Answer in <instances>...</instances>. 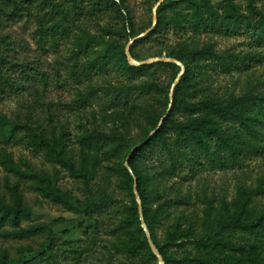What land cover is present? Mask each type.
I'll return each mask as SVG.
<instances>
[{
    "label": "trees",
    "instance_id": "16d2710c",
    "mask_svg": "<svg viewBox=\"0 0 264 264\" xmlns=\"http://www.w3.org/2000/svg\"><path fill=\"white\" fill-rule=\"evenodd\" d=\"M0 1L11 6L9 12H4L11 20L23 16L35 19L41 46L47 40L52 47L61 40H71L68 75H81L85 80L97 75L123 77L125 84L107 91L124 109L117 113L119 118L125 122L129 119L139 126L140 132L145 129L138 145L126 131L127 122L122 123L121 130L93 132L81 137L76 159L63 135L56 136L52 132L48 137L41 129L27 130L26 148L43 154L82 184L83 200L80 201L63 192L50 178L21 171L1 149L0 162L6 171L28 182L29 189L41 198L78 213L89 222L114 200L107 189L93 192L90 188L102 162L111 163L105 171L116 177V187L125 197L121 217L112 231L116 240L111 245V253L126 264H158L141 228L133 194L134 180L142 219L163 264H264V251L259 250L264 242V205L258 208L254 203L259 195L257 191L240 187L233 213L218 221L214 234L204 237L196 234V220L177 211L188 202L172 199L164 188V182L174 178L192 182L207 168L240 169L251 156L264 153V92L230 97L226 103L216 98H198L202 85L209 81L207 68L226 73L238 70L241 62L244 64L241 55L229 50L214 51L212 45L199 48L194 41H187L203 33L233 36L248 30L254 41L264 46V12L257 9L255 0H245L244 9L241 0H167L156 10L155 26L138 39L151 26L137 33L127 0ZM143 2L151 12L158 0ZM104 19L112 20L114 28L97 23ZM90 21L96 22L98 34L88 31ZM171 35L184 38L167 54L183 66L182 75L180 66L173 63L135 66L128 61L125 55L128 38L136 39L129 49L131 58L141 62L134 51L138 45L153 44L159 48ZM97 38L106 41L102 51L92 44ZM12 67V63L0 55V98L13 86L8 72ZM161 71L171 75L166 91L153 77ZM177 78L170 103L168 96ZM92 93V87H88L85 94L79 95V101L85 103ZM132 93L151 99L145 105H138L131 100ZM164 116L161 127L150 136ZM5 125L6 121L0 117V128ZM15 129L10 127L7 133L0 132V136L7 141L15 139ZM123 158L131 173L118 163ZM19 181L6 184L8 202L0 196V228H11L2 231L4 236L15 240L44 236L48 247L53 246L52 232L46 225L21 227L22 222L31 219L32 213L24 203ZM68 252L73 255L74 264H79L81 252L76 249ZM38 256L39 262L58 264V253L51 249L38 251ZM21 262L10 259L4 251L0 253V264Z\"/></svg>",
    "mask_w": 264,
    "mask_h": 264
},
{
    "label": "rangeland",
    "instance_id": "374dc122",
    "mask_svg": "<svg viewBox=\"0 0 264 264\" xmlns=\"http://www.w3.org/2000/svg\"><path fill=\"white\" fill-rule=\"evenodd\" d=\"M127 3L134 17L137 33L152 27V11H148L143 0H127ZM244 3L245 0H241L242 9ZM254 3L257 9L264 12V0H255ZM0 8V55L13 65L8 71L13 86L0 98V117L6 121L0 132L7 133L10 127H16L15 139L7 141L0 136V150H5L21 171L50 178L63 192L70 193L76 200H83L82 184L72 179L67 171L43 154L26 148L24 137L29 128L41 129L48 137L52 132L56 136L63 135L68 148L74 150L75 159L78 158V141L81 137L93 132L109 133L115 129L121 130L125 121L117 113L124 109L114 102L113 94L107 89L125 84L126 80L119 75H97L88 80L81 75H68L71 64L69 57L73 47L71 40H61L56 47H52L47 40L41 46L38 43L34 18L23 16L14 21L4 14L11 10L10 5L0 1ZM95 23L90 21L87 24L92 35L98 34ZM97 23L108 24L114 28L110 19ZM132 40L128 38V43ZM183 40L184 38L171 35L159 48L153 44L142 43L134 51L142 61L168 58V51H172ZM187 41H194L199 48L212 45L217 52L229 50L240 54L244 61L238 70L228 73L208 67L206 73L209 81L202 85L198 98H216L219 102L226 103L230 97L264 92V46L254 41L250 31L241 30L233 36L203 33L188 38ZM92 44L99 51L106 47V41L101 38L92 41ZM158 54L161 57H154ZM180 68L183 71L181 64ZM153 77L164 91L170 87L171 75L168 72L161 71ZM88 87H92L93 93L85 103H81L79 95L85 94ZM163 97L164 93L161 94V98ZM130 98L138 105H145L151 99L137 93L130 94ZM126 122V131L133 143L138 145L145 129L140 132L139 126L129 122V119ZM125 162L123 158L118 163L124 166ZM111 165L102 162L90 188L93 192L107 189L114 200L93 221L85 222L80 214L69 212L32 192L28 182L6 171L0 162V196L8 202L6 184L13 185L20 180V192L32 213L31 219L22 222L21 227L43 224L49 227L53 236V246L48 247L44 236L9 239L2 231H9L11 228H0V253L4 251L10 259L22 260L21 264H35V261L37 264H45L39 262L38 251L51 249L58 253V264H74L73 255L68 251L76 249L81 252L79 264H126L123 259L111 253V245L116 240L112 231L118 224L121 206L125 201V197L116 187V177L105 171ZM164 185L169 197L188 202L187 205L178 207L177 211L196 220V234L204 237L212 235L217 231L218 221L233 213L234 201L240 187L257 191L259 195L254 198V203L258 208L264 205V153L251 156L240 169L207 168L198 173L192 182L184 183L174 178L164 182ZM259 250L264 251V242ZM63 251L67 252L64 254Z\"/></svg>",
    "mask_w": 264,
    "mask_h": 264
},
{
    "label": "water",
    "instance_id": "95a60500",
    "mask_svg": "<svg viewBox=\"0 0 264 264\" xmlns=\"http://www.w3.org/2000/svg\"><path fill=\"white\" fill-rule=\"evenodd\" d=\"M164 1H165V0H158V2L155 4V6H154L153 9H152V27H151L150 29H148L147 31H145V32H144L143 34H141L140 36H138L136 39L143 37L145 34H147V33H148V32H149V31L155 26V24H156V10H157V8L159 7V5H160L162 2H164ZM136 39H133L132 41H130V42L127 44L126 48H125V55H126L128 61H129L131 64H133V65H135V66H138V65L152 64V63H156V62H167V63H173V64H175V65H177V66H180V63H179V62H177L176 60L171 59V58H153V59H149V60H145V61H141V62H136V61H134V60L131 58L130 53H129V45H130L131 43H133V41L136 40ZM182 73H183V71H181L180 75H182ZM177 82H178V78L174 81V83H173V85H172V88H171V91H170V94H169V100H170V103H171V100H172V92H173V88H174V86L177 84ZM169 107H170V105H169ZM165 116H166V115H165ZM165 116L160 120L157 129L154 130V131L150 134V136H152L153 134H155L156 131L161 127L162 122H163V119L165 118ZM124 167L129 171V173H131V170H130V168H129V166H128L127 161L125 162ZM133 194H134V196H135V200H136V203H137V208H138V212H139V216H140V224H141V228L143 229V231H144L145 234H146V238H147V241H148V245H149V247H150L152 253L156 256L157 261H158V264H163V263H162V260H161V258H160V256L158 255V253H157V251H156V249H155V247H154V245H153V243H152V241H151V239H150V237H149V235H148V233H147V230H146V227H145L144 221H143V219H142L141 205H140V201H139V198H138V195H137V191H136V182H135V180H134V185H133Z\"/></svg>",
    "mask_w": 264,
    "mask_h": 264
}]
</instances>
